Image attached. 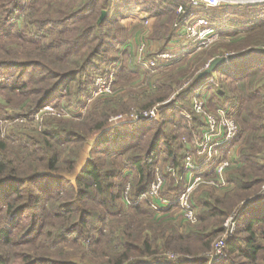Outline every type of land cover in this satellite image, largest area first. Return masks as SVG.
Segmentation results:
<instances>
[{
	"label": "trees",
	"instance_id": "trees-1",
	"mask_svg": "<svg viewBox=\"0 0 264 264\" xmlns=\"http://www.w3.org/2000/svg\"><path fill=\"white\" fill-rule=\"evenodd\" d=\"M115 1L79 0L71 6L66 0H48L44 18L35 20L37 31L32 34L41 39L19 33L31 44L33 56L27 60L2 58L0 72L38 69L43 75L36 80L42 86L28 89L32 80H27L18 87L9 85L1 89L15 96H33L27 116L54 103L59 95L67 100L69 107L80 103L81 98H88L91 80L102 73L103 64L108 61L104 57L106 49L124 43V39L117 40L116 31L123 32V28L114 24L118 16L113 9ZM25 6V0H0V41L13 34L11 22ZM195 12L206 17L220 37L224 34V25L231 28L227 34L230 37H239L241 32L238 34L237 28L245 31L237 45H221V49H251L264 45L259 40L264 41V4ZM103 13L104 18L99 22ZM255 33L262 36L251 37ZM152 34L153 40L161 44L158 51L161 53L176 36L175 30L167 25L155 26ZM217 54L213 52L208 57L213 60ZM238 57L242 56L234 58ZM116 59L112 57L111 61L116 62ZM122 71L133 76L139 70L132 67ZM215 73L200 79L195 77L177 100L191 99L201 85L212 80L210 108L233 101L231 116L242 123L233 142L243 145L239 151L243 168L228 175V182L234 186L231 195L219 199L207 193L198 198L195 204L199 222L194 229L186 228L181 233L156 221L143 196L152 182L157 160L180 167V138H190L192 128H200V123L196 118L189 124L184 121L173 102L165 107L159 122L139 120L132 125L121 123L116 128H106L114 108L111 103H99L90 107L84 117L86 124H82V120L67 122L50 118L41 133L21 137L17 145L12 146L23 152L22 168L11 158V143L0 141V264H75L51 252L77 245L79 240H90L94 248L117 244L120 249L116 252L107 249L111 254L109 264H121L119 262L129 257L142 256L151 259L126 264H212L215 260L209 257V245L220 231L223 217L232 211L237 213L236 229L225 244L228 253L241 261L228 263L226 260L216 264H264V194L259 193L264 182V124H261L264 111L253 110L260 97L251 92V83L257 77L254 75L242 83L238 94L230 97ZM246 100L249 104L244 103ZM131 105H125L123 111ZM93 132L95 139L90 146L89 159L74 173L79 150L85 146V134ZM126 167L128 172L124 174ZM132 171L134 183L132 181L129 203L125 205L122 191ZM60 173L73 174V183ZM158 241L165 250L181 253L174 260L164 258L156 249H151ZM24 247L31 249L21 251ZM101 250L105 249L95 252Z\"/></svg>",
	"mask_w": 264,
	"mask_h": 264
},
{
	"label": "rangeland",
	"instance_id": "rangeland-1",
	"mask_svg": "<svg viewBox=\"0 0 264 264\" xmlns=\"http://www.w3.org/2000/svg\"><path fill=\"white\" fill-rule=\"evenodd\" d=\"M35 1L36 0H25L26 3L25 8L23 9V11H20L16 15L15 19L11 22V28H12L11 33L13 34L8 36L7 38L1 39L0 59L14 58L18 60H27L28 58L33 56V52H32L33 48L31 44L25 41L23 37H20L19 33L23 32L33 37L32 34L36 33L37 31L36 26L34 24L36 23L35 20L44 18L43 12L46 9L45 1L48 0H38L37 2ZM66 1H68V4L73 6V4L74 3L77 4L79 0H66ZM50 16H55V15L51 14ZM174 18L175 19H173V21L174 20L175 21L172 27L173 30H175L174 24L179 19V16L176 15V17ZM170 23L172 24V21L169 22L168 24ZM155 26L156 25H154L153 28H151V34L150 32H148V25L145 26L144 23L141 27L139 26L136 29L134 28L129 30L123 29V32L116 31L117 40L124 39V43L122 45H118L119 47L116 46L106 49L107 53L104 54L105 55L104 57H106V60L108 59V61L104 60L106 62L103 64L102 73L96 74V77L93 80H91L92 89L89 93L88 98L85 99L81 98L80 103H76L74 106L69 107L67 100L63 96L59 95L57 96V100L54 103L46 104L48 107L52 108L53 111H49L41 114L38 120L35 119V115L40 109H38V111L32 114L31 116H27L30 114H26L27 109L29 108V102L31 103V99H33V96L30 95H27L26 97L15 96L16 94L7 93L1 88L9 85L18 87L19 83L27 80H32V84L29 86L28 89H32V87L33 89H39L41 88L42 84H40L39 81H37L36 79L42 77L43 75L42 71L38 69H27L23 71L22 70L18 71L15 69L14 70L5 69L4 71H1L0 72V141H7L8 142L7 144L11 143L9 145L12 148L11 158L14 159L16 163H19L20 167L22 168L23 167L22 162L24 159V156L22 154L23 152L17 149L16 148L17 146H12V145H17L16 143L18 142L19 139H21V137L26 138V136H33L41 133L44 130L45 122L50 118L57 119L60 121H67V122L68 121L78 122L82 120L81 121L82 124H86V121L84 119L88 115L87 113L89 112L91 106L93 107V105L99 103H111L114 108V113L109 118L108 121L110 122H108L106 128L108 126L116 128L115 126H117V124L119 125L121 122L111 121V120L113 119L119 120L118 118H122V120L128 121L129 116L131 115H136V114L139 115L145 112L148 113L154 109H156L160 115L158 117V120L153 122H159L162 117V113H164L166 109L165 107L175 102L174 103L176 108L175 110L180 115V117L188 124L192 122V119L196 118V120L200 123L199 124L200 128L199 127L192 128L193 133L196 134L194 135V137L192 133V136L190 138L186 136L180 138V146H181V154H182L180 167L175 166L170 162L161 159L156 161L153 167V179L150 185L155 180V176H154L155 169H158L159 174L162 175L163 177L165 176V171L167 169H171L172 174L169 176H165L163 178V183L161 185V190H160L161 199L165 200L166 198H169L170 204H169V208H167L166 211H162L156 214L152 210L151 211L154 213L153 215L156 221L161 222V224H164V226H172L178 232L182 231L181 233H183L186 228L194 229L195 226L198 225L199 210L198 207L196 206L197 204L196 201L198 200V198L208 193L213 197L222 199L224 197H227L228 195H231L230 193L234 191V186L227 182V172L225 173V180H226L225 187L216 188L209 185H200L196 187L191 193L189 198L190 206L192 207L196 218L195 221L193 222L188 221L185 218V215L180 212L179 207L175 204L176 195H178L181 191H183V189L187 185L186 171L184 166L185 157L187 153L191 154L193 152L195 148L194 143L200 140L201 132L203 128L202 117L192 113V100L191 99L177 100V98L180 95V93L183 90H185L187 86L194 80V78L197 77V75L206 68L207 64L211 61L208 55L213 52L218 53L219 50L221 49L220 46L224 45L225 42H221L220 40H218L208 49L198 53L195 56L184 57L179 62H177V60L171 61L166 63L165 65L159 66V69L157 71L147 72V70H145L139 64L136 52H137L138 44H140L139 42L144 39L142 36L144 33L148 34V40L146 39L147 52L145 58L149 59L151 56L156 55L157 52L160 50L161 44L156 46L155 45L156 41L154 43L149 38V36L153 35L152 33L153 30L155 29ZM116 27H120V26H116ZM258 33L251 34V37L259 39L263 35V33L261 32L262 35H259ZM35 37L36 36H34L33 38ZM247 37H246V42L249 43V41H247ZM35 39H41V37L40 38L37 37ZM259 40L264 43V41L261 40V38ZM179 44L185 45V41L179 39ZM175 51L176 50H173L174 53H176ZM112 57H117L116 62L111 61ZM132 67H136L139 70L136 75L128 76L125 72L123 73L122 71L123 68H132ZM50 81H52V78H50ZM102 83H105L106 85L110 83V91L99 94L98 96H94L96 90L99 88V86ZM159 100L162 101L158 102ZM129 103H131L132 105L129 107L127 111H123L124 106L128 105ZM207 107H208L207 109L208 111L214 112L215 109L212 108V105L211 108L210 105H208ZM183 113L190 114L191 120H185L182 116ZM142 120L150 122V120H144V119ZM234 121L238 125L240 131L241 126L239 125V122L236 119H234ZM135 123L136 122L129 124L132 125ZM85 135H86L85 136L86 142L84 141L85 146L79 150V160L77 162L74 173H78L79 170L82 168V166H84L85 163L88 161L90 146L95 139V132L90 133L89 135L88 134ZM126 169L127 167L124 169L125 170L124 174H127L128 172V170ZM132 173L133 175L130 176L131 179L129 178L126 181V184L122 191L124 194L126 188L128 187L129 188L128 196L132 190L131 184L133 178L135 177V173L133 171ZM233 173L234 172H232L231 174ZM59 175L66 177L68 180L71 181V183H73V176H74L73 174L68 175L67 173H60ZM263 185L264 182L259 187L260 194L262 193ZM148 189L146 190L145 194L147 193ZM170 195L173 196L172 199H170L172 197V196L169 197ZM123 211L126 210L123 209ZM236 216H237L236 211H232L231 213L223 217V222L220 225L221 229L215 235V238H213V240L209 245L210 255H211L209 256L210 259L214 255L213 253L215 250L214 249L215 244L223 238L224 224L229 218H232L235 221ZM50 220L51 219H48V221ZM235 229H236V225L234 227L232 234L229 235L227 239L234 235ZM136 243L137 245H140L139 240H137ZM117 246L118 245L115 244V245L103 246L101 248H94L93 245L91 246L90 240H85V241L79 240L77 242V245L64 246L63 248H60L57 252H51V251L50 252L60 254L64 257V259H67L71 263H75V264H109L112 263L111 254L107 249H112L113 252H116L118 249H120ZM5 249H10V248L5 247ZM24 249H31V248L24 247L20 250L22 251ZM96 249H105V250L95 252ZM151 249H156L157 254H160L161 256L163 254V257L169 260L176 259L177 256H179V254L181 253L178 250H171V249L165 250V248L161 247V243L159 241L153 243ZM222 253H223V257L215 260V262L212 264L222 263L226 260L228 261V263H233V260L234 261L238 260L236 258H233V256L235 255L228 253L226 249V244L224 245V249ZM200 255L201 257H203V253H201ZM143 258L148 259L149 257H145V256L137 257V258L129 257L127 261L125 262L121 261L119 263L126 264L132 260H134L133 262H137ZM238 261L241 260L239 259Z\"/></svg>",
	"mask_w": 264,
	"mask_h": 264
},
{
	"label": "built area",
	"instance_id": "built-area-1",
	"mask_svg": "<svg viewBox=\"0 0 264 264\" xmlns=\"http://www.w3.org/2000/svg\"><path fill=\"white\" fill-rule=\"evenodd\" d=\"M190 9L182 6L177 7V15L179 19L174 24L175 29H179L182 32V39L191 48L194 53H200L208 49L216 41L220 39L219 33L213 27L209 20L197 15L195 10L200 9H214L227 4H232L231 0H187ZM251 4H264V0H251ZM145 26L148 25V21H143ZM143 40L140 41L137 47V59L139 64L147 70V72H154L159 69V66L165 65L171 62L174 55L169 52H157L156 55L151 56L149 59L145 58L148 34L144 33ZM147 39V40H146ZM108 81V80H107ZM214 84L212 80H208L207 83ZM98 87V85H97ZM202 88H198L192 100V113L202 117V132L200 140L194 143L193 152L187 153L184 161L187 185L178 195H176L175 204L179 207L180 212L185 215V218L193 222L195 221V215L192 207L189 203V198L193 190L200 185H209L213 187H225V173L230 169L234 163L226 156V147L235 139L238 134L239 127L235 123L233 116H231L230 109L227 105H223L214 110V112L208 111L207 99L205 92ZM110 91V83L106 85L102 83L96 90L94 96ZM53 111L52 108L47 105L42 107L35 115V119L38 120L39 116L43 113ZM159 112L154 109L148 113H141L129 116V120H111L119 121L123 123H133L139 120L156 121L159 117ZM185 120H191V115L187 113L182 114ZM120 123V124H121ZM118 125V124H117ZM229 153V151H228ZM211 169L212 176L207 177L205 174L208 169ZM172 174L171 169L165 171V176ZM155 180L150 185L147 193L143 196L151 208L156 214L169 208V198L165 200L160 197L161 185L163 183V177L159 174V170L155 169ZM128 187L122 196V201L125 205L129 203ZM262 194H264V185L262 186ZM168 199V200H167ZM235 227V221L229 218L224 224L223 238L215 244L214 255L211 259L217 260L223 257V249L226 239L232 234Z\"/></svg>",
	"mask_w": 264,
	"mask_h": 264
},
{
	"label": "crops",
	"instance_id": "crops-1",
	"mask_svg": "<svg viewBox=\"0 0 264 264\" xmlns=\"http://www.w3.org/2000/svg\"><path fill=\"white\" fill-rule=\"evenodd\" d=\"M232 4H227L224 6H232V5H253L250 3L251 0H231ZM182 6L190 9L189 3L187 0H116L113 6L114 11L118 14L115 21V26H120L125 30L136 29L139 26L143 25V21H148V32L151 34V28L154 25L159 27L169 26L173 27V19L177 15V7ZM220 6V7H224ZM219 8V7H218ZM207 9V10H215ZM199 11V10H195ZM172 21V24H168ZM138 25V26H137ZM173 29V28H172ZM216 29V28H215ZM231 28L227 25L222 27L223 35L220 37L221 42H225L224 45H237L239 41L243 40L244 32L242 29L237 28L239 37H230L228 36V32H230ZM136 31V30H135ZM176 36L170 41L165 47V52L173 53L174 58L172 61L179 62L184 57H192L197 55L198 53H194L191 51V48L188 44L185 45L179 44V39H182V32L179 29H175ZM150 40L155 43L153 38L149 36ZM183 40V39H182ZM184 41V40H183ZM156 46L160 45L159 42L155 43ZM176 48V49H175ZM173 50H176L174 53ZM238 55L242 57H237ZM226 57L228 62L222 66H218L215 69V74L217 78L223 83L224 90H227L230 93V97L238 94L239 86L249 81L252 76H256V80H253L251 83V92L258 94L260 99L257 104L253 106V110L261 109L264 111V45L252 47L249 49L248 47L238 48V49H220L218 54L214 57ZM232 59V60H231ZM235 59V60H233ZM208 81V80H207ZM207 81L201 85L199 88L203 89V93L205 92L207 103L209 104L210 100V92L214 89V85L210 84ZM249 93V92H247ZM227 95L225 94V97ZM246 99H249V96H246ZM244 103L249 104V101ZM207 104V106H208ZM223 105H227L230 111H233L234 103L231 100L224 101L221 104H218L214 109L221 107ZM235 111V109H234ZM236 112V111H235ZM238 113V112H237ZM264 124V121L261 122ZM241 126L242 123L239 122ZM236 138V137H235ZM243 145L239 142L234 143L233 141L226 147V156L231 159L234 165L230 170L227 171L230 174L233 171H239L243 168V163L239 158V151ZM229 151V153H228ZM205 175L207 177L212 176V171L209 168ZM228 174H227V182H228ZM229 183V182H228ZM170 195L169 197H171ZM173 196L170 198L172 199ZM166 211V210H165Z\"/></svg>",
	"mask_w": 264,
	"mask_h": 264
},
{
	"label": "water",
	"instance_id": "water-1",
	"mask_svg": "<svg viewBox=\"0 0 264 264\" xmlns=\"http://www.w3.org/2000/svg\"><path fill=\"white\" fill-rule=\"evenodd\" d=\"M103 18H104V13L101 15L99 22ZM227 62H228V59L226 57H217V58L211 60L207 64L206 68L197 75V79L204 78V77L211 75V73L214 72L218 66H222Z\"/></svg>",
	"mask_w": 264,
	"mask_h": 264
},
{
	"label": "bare ground",
	"instance_id": "bare-ground-1",
	"mask_svg": "<svg viewBox=\"0 0 264 264\" xmlns=\"http://www.w3.org/2000/svg\"><path fill=\"white\" fill-rule=\"evenodd\" d=\"M88 151V150H87Z\"/></svg>",
	"mask_w": 264,
	"mask_h": 264
}]
</instances>
